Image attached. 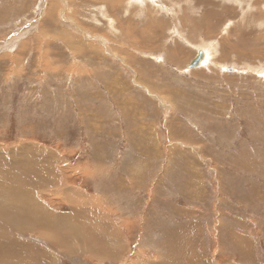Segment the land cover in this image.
<instances>
[{
    "label": "rangeland",
    "instance_id": "rangeland-1",
    "mask_svg": "<svg viewBox=\"0 0 264 264\" xmlns=\"http://www.w3.org/2000/svg\"><path fill=\"white\" fill-rule=\"evenodd\" d=\"M28 148L89 249L40 216L63 248L26 231L6 264H264V0H0L6 174Z\"/></svg>",
    "mask_w": 264,
    "mask_h": 264
},
{
    "label": "bare ground",
    "instance_id": "bare-ground-1",
    "mask_svg": "<svg viewBox=\"0 0 264 264\" xmlns=\"http://www.w3.org/2000/svg\"><path fill=\"white\" fill-rule=\"evenodd\" d=\"M258 20H260V19L258 18ZM35 149L36 148L29 149L28 151L25 150L27 157H29L34 162L31 164H27L29 166H21L18 168H14L12 170L10 169V172L7 171V174H9V177L7 176V174L5 172V170L7 168L4 167L5 163L2 164V160L7 159L9 161V163L10 162L12 163V161L13 162H17V161L19 162L20 157H19V155L14 156L13 155L14 152L11 155H8L5 157L0 155V243H3V242L4 243H11V246H13L17 243L18 247H21L23 242H21V240H19L17 238V236H21V234L26 232V231H31V232L37 231L38 234H40L39 235V238L41 237L40 239H43L42 237H46L47 240H50L52 238V237L50 238V236H47V235L41 236L42 232L40 229L43 226L42 221L45 222L44 223L45 227H48L50 224V225H54L55 229L57 227L61 226L60 225L61 222L62 223L64 222L65 229H69L67 231V233H68L67 237H70L72 239L69 242L73 241L76 243V241H79L80 242L79 244L81 245L80 249H82L83 251H86L87 249H89V246H87V247L85 246V245H88V242L85 240V238H83L80 241V239L82 237L76 236L77 235L75 233L76 226H75V228L73 226V223L75 222V218L68 217L69 220L71 219L70 220L71 223L67 225L66 221H65V219H66L65 217H60V216L58 217V216L53 215L51 213L50 214L47 213L48 211L46 212L45 209H43L42 206L40 207L39 204L37 203V201H35L34 194L32 192H30L31 188H29V189L26 188L25 180H27V181L30 180V177H32V178L36 177L35 181H33V182L30 181V183L32 184L31 187L35 190L37 187H39V188L43 187L44 183L46 184V183H49V181L50 182L53 181L51 177H49V176H48V178L45 177V174H44L45 168L43 165L44 163L43 162L41 163V161H38L42 155H40V153H39L40 150L38 151V149H36V150ZM3 155H5V154L3 153ZM15 171H22V173L20 174V176H18V175H16ZM49 174H50V172H49ZM19 178L20 179L23 178L24 180L21 181ZM39 188H37V189H39ZM44 190H45V188H44ZM33 192H34V190H33ZM72 192L69 190V192H67V195L71 196V194H73ZM64 194H65V192H64ZM75 194H77V192ZM79 197H80V195H79ZM68 199H70V198H68ZM75 205H77V203ZM86 205H87V202H86ZM81 206H83V204ZM79 208L77 206H75L73 214L76 213L75 215H77ZM12 209L15 210V213L11 212ZM75 210H76V212H75ZM80 211L82 212V210H80ZM40 216L42 217V221H41ZM91 216H92V214H91ZM52 217L55 220L54 222H52ZM24 218H26V220H24ZM84 219H85V217H84ZM40 221H41V223H40ZM32 222H34V223H32ZM46 224H47V226H46ZM66 225H67V227H66ZM58 230H59V228H58ZM71 232H72V234H71ZM46 234H47V232H46ZM51 241H54L53 238H52V240H50L48 242L49 246L54 245L53 243H51ZM45 242H47V241H45ZM54 242H58V241H54ZM59 244L60 243L58 242V246L60 248H63V246H61V244L60 245ZM108 245H110V244H108ZM42 247L43 246H40L39 249H35L33 245L31 246V248L35 249L34 253H36V254L39 253V250L41 253L43 251V249L46 250V252L43 254H45V255L49 254V251L46 248H42ZM67 247H68V245H67ZM3 249H4V247H3ZM8 249H9V247H8ZM5 250H7V249H5ZM3 253H4V251L1 254L2 256H0V264H6V259L8 262L9 256H4ZM4 254L8 255L6 253H4ZM29 255H32V254H30V252H29V254L28 253L27 254L21 253L18 256V253H17V255L14 253L15 258L17 259L16 264H34L35 263V261H34L35 256L34 255L30 259L26 260L27 256H29ZM45 255H43V256H45ZM43 259H44V257H43ZM2 261H3V263H2Z\"/></svg>",
    "mask_w": 264,
    "mask_h": 264
},
{
    "label": "water",
    "instance_id": "water-1",
    "mask_svg": "<svg viewBox=\"0 0 264 264\" xmlns=\"http://www.w3.org/2000/svg\"><path fill=\"white\" fill-rule=\"evenodd\" d=\"M204 58H205V52L203 50H198L195 57L190 61L187 69L199 68Z\"/></svg>",
    "mask_w": 264,
    "mask_h": 264
}]
</instances>
